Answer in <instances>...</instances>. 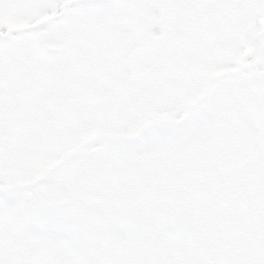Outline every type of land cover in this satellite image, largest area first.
<instances>
[{
    "label": "snow or ice",
    "instance_id": "1",
    "mask_svg": "<svg viewBox=\"0 0 264 264\" xmlns=\"http://www.w3.org/2000/svg\"><path fill=\"white\" fill-rule=\"evenodd\" d=\"M0 264H264V0H0Z\"/></svg>",
    "mask_w": 264,
    "mask_h": 264
}]
</instances>
